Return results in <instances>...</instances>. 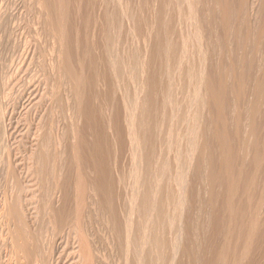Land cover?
<instances>
[{"label":"rangeland","instance_id":"obj_1","mask_svg":"<svg viewBox=\"0 0 264 264\" xmlns=\"http://www.w3.org/2000/svg\"><path fill=\"white\" fill-rule=\"evenodd\" d=\"M89 1L86 3L87 11L84 8L86 4H83V0H65L68 15L67 18L59 15V23L69 31L70 37L68 38L65 32L61 35L59 29L49 27L43 21V18L40 17L38 7L34 6L33 3L30 2L28 7L22 8L19 6L21 5L19 0H0V6L3 8L7 5L9 7L8 10L17 17V21L19 20L18 27H16L17 29H15L13 35L8 38L9 40H6L7 36L5 34L3 36L2 32H0V41H3V44L0 43V57L2 58L0 62L4 60L3 63L8 67L6 68L5 65H2V62L0 63L1 67L3 66L0 69L5 72L0 71V74H4V79L0 75L2 79L0 87H4V90L10 88L7 90L8 93L5 92L10 94V97H8L9 95L5 96L3 89H0L2 91L0 94L3 93L2 96L0 95V100L4 102V99L6 100V97H8L6 100L8 103H4L5 107L1 102L0 169L1 166L3 169L0 170V201L1 199L3 201L5 196L10 199L12 195H15L13 190L19 184L15 187L12 184L13 182L20 183L21 188H25L27 185L25 182L28 183L29 181L28 184H30L35 179L34 174L29 176L31 171L26 168V159L27 165L30 167L29 162L31 161L28 156L31 155L30 153L33 149V137L31 136L34 130L36 129L37 131L40 125L47 124L54 130L53 134L62 139V134L65 132V123L54 110L49 108H53L54 102L51 89L63 92L68 104L73 103L75 106L81 103L85 106V94L90 91L87 82L79 88L77 95L74 97L73 90L68 85L70 80L66 77L69 72L73 69H78L80 65L78 60L80 58L79 46L81 43L79 40L76 46V41H73L74 36L72 37L73 33L70 30L74 32L76 29L79 35L81 33L84 35L83 30L80 28L81 20L79 17L81 15L86 12L87 14L89 13L92 28L90 29L94 30L96 35L89 30L92 33L90 34L91 38L90 35H88V38L92 41L88 40L93 43L96 42L94 50L97 53L99 52V43L97 41L100 39L101 31L106 27V22L102 16L107 12L116 17L118 15L120 16L118 19L123 20V24L118 21V24H122V28L119 26L118 36L120 33L121 35L118 37V43L123 39L120 42L122 45L118 44L120 59L124 62L133 63L137 53H139L140 59H143V61L149 56L153 60H150V63H152L150 66L154 65L155 67L163 64L160 61H164L163 57L158 60V58L154 59L156 56H150L155 53V48L153 50V47H155L154 39L157 31L160 35L164 32H170L171 37L176 42L185 39L191 40L193 39L192 36H194L193 33L196 32L200 37L199 46L201 53L200 55L194 53V56L197 55L195 57L198 58H195V64L201 65V75L203 77L199 92L200 105L197 109V126L200 131H198L196 138L198 150H200V153L202 151L201 168L199 174L196 175L193 171L195 153L193 154L195 157L193 156L192 160L189 159L190 166L188 167L189 169L187 168L189 172L186 171L188 176H184V179L186 177L184 181V184L186 182V185H184L186 190L182 195L184 201H181L184 204L179 206L183 207L182 210L180 208V211L178 208L179 211H177V215L181 214V218L180 215L176 216L177 223L181 225L180 239L174 245L170 244L168 246L166 263L264 264V90H258L256 85L260 86L264 83V75L262 74V69H260L261 66L263 67L264 48H256L254 46V44L259 42V34L264 28V8L261 6L260 0H255L253 9L248 15L246 14L247 8H244V11L239 8V0H229L228 14L221 13L223 16H227L228 19V26L224 30L218 23L220 12L214 8V14L211 12L214 4L213 0H91L92 4ZM253 1L249 0L251 3ZM159 6L162 10L161 15H158ZM56 12L58 13V8H56ZM125 15L126 17L132 15V19L135 17L142 19L146 22L148 28L145 24H141L140 27H144L143 30L145 31H141L140 27H136L134 29L136 31L132 30L134 22L131 21L130 17L125 18ZM214 15L217 18L216 22L212 19ZM45 17H48V15ZM245 19L254 31L247 38L243 24ZM93 25L95 26L92 27ZM150 25L153 26V29ZM155 26L157 27L155 28ZM145 28L149 31L148 37L146 34L148 31L146 32ZM139 29L140 34L139 31L137 34L136 32ZM128 30L129 33L131 32L130 34ZM143 32L144 38L142 39L143 35L141 34ZM130 35L132 37L134 35V38L138 35L140 37H136V39L138 38L137 40L134 38L132 40ZM94 37L96 38L94 39ZM69 40H71L70 43ZM68 43L72 45L70 47V62L66 58ZM6 46L8 50H6ZM96 46H98V50ZM190 46L193 47L191 44ZM151 48L153 53L150 52ZM3 50L5 54L2 52ZM192 51L195 52L197 50L194 47ZM3 54V57L6 56L4 59L2 57ZM130 55H132V58L128 59ZM197 62L199 63L197 64ZM85 66L87 67L85 80H87L92 70L91 67L89 68L88 59ZM183 67L186 71V64ZM174 79L183 85V91L178 90L174 94L176 100L180 102L179 112L183 113L188 101L193 98V89L192 91L190 90L192 85L188 82L186 72L182 73L180 79L176 75ZM3 80L7 82L4 81L5 83H3ZM125 80L124 77L123 81ZM163 80H165V76L162 77ZM6 83H9L10 86ZM23 83H29L30 87L33 86L31 90L29 89L31 92L24 89L28 95H25L23 86L21 87ZM208 83L214 89L215 100H213V95L206 89V84L208 86ZM21 88L22 90L20 91ZM93 90L97 93L95 88ZM98 91L101 95L107 94L105 87L99 88ZM190 91L192 98L188 97ZM22 92L24 93L23 97L21 96ZM24 96L25 98L27 96V98L24 99ZM116 96L118 97L119 94L117 93ZM214 105L218 106L215 107ZM253 107L254 111H252ZM186 109L188 110L186 114L191 117L192 110L190 109L191 111L189 112L187 107ZM75 115L77 119L74 127L79 129V136H81L82 120L76 111ZM187 120L189 121V118ZM188 121L186 122L188 123ZM187 123L180 124V127L178 125L177 129L179 128L180 133L188 131ZM120 124H122L121 121ZM219 136L223 139L224 149L221 148L222 151L217 146L219 145ZM89 137L91 138V136ZM181 141V146L184 149L186 147L185 137ZM114 146L117 147L114 144L112 150L115 148ZM116 150L118 151V148L112 151L114 155L111 154L114 157H110L112 161L115 160L116 162H111L112 168L113 170L115 168L113 165L119 166V170L117 166L115 170L122 171L126 180H129L131 168V165H129L131 161H128L129 156L121 155L122 158L119 157L120 163L118 160L120 155ZM115 153H117L116 156ZM10 165L12 172L14 170L12 176L15 177L9 174L11 172ZM4 168L5 170L9 169L4 171ZM24 170H28L27 173ZM116 172L114 171V173ZM24 173L28 175L25 176ZM210 173H214L215 176L213 175L214 181H212L211 192H207L203 187V181H205L203 179ZM8 175L13 179L9 178ZM18 178L19 181L17 182L16 179ZM8 188L13 190L10 192ZM14 192H16V189ZM4 193H7V195H4ZM10 193L11 195L9 196ZM30 195L35 196L29 193L28 198H30ZM23 198V203H27L23 207V210H25L23 212L26 214L25 218L29 225L34 228L36 206L34 202L36 198L34 197L35 201L34 198L32 200L25 196ZM1 213L0 264H32V262L33 264L85 263L84 260L83 263L81 262L83 257L80 247H78L77 239L75 241L71 235H66L65 233L58 238L55 237V240L51 239V243L53 240L51 246V243H48L50 242L49 238L47 239L48 242L45 240V243H47L43 248L47 251L45 255L48 258L43 262H40L41 259L37 256L40 260L34 263L35 254H31L32 262L29 263L30 254H27V259L25 258L27 255L25 256L22 252L20 255L18 254L20 259H16L18 257L12 252L13 248L9 244L11 233L8 231L9 226L8 229L6 228L9 224L1 216ZM254 214L255 218H258L257 221L252 217ZM180 221L181 223H179ZM252 221L254 222L252 223ZM98 224V227L102 226L104 228L103 225H100L101 222ZM102 227L99 230L105 231ZM96 228L97 224H95L93 229L91 228V233L89 230V233L87 232V235L89 234L90 236L87 237L90 239V245L93 248H91L93 250L91 252L95 255V259L93 257L94 263L92 262L91 264H123L117 250L113 248L114 244H112L110 236L106 235L105 237L103 235L107 233V229L101 234L102 232H98L99 230ZM7 231L8 234L6 233ZM98 233L101 235L98 236ZM105 238L109 239V241ZM218 251H220L219 255ZM79 255L82 258L80 257L79 259Z\"/></svg>","mask_w":264,"mask_h":264},{"label":"bare ground","instance_id":"obj_2","mask_svg":"<svg viewBox=\"0 0 264 264\" xmlns=\"http://www.w3.org/2000/svg\"><path fill=\"white\" fill-rule=\"evenodd\" d=\"M85 1L83 0V4L88 3L87 1L89 0ZM90 1L89 3L92 4ZM239 1V8L243 9L242 11L247 8L246 14L248 15L253 9L255 0L252 3L249 0ZM30 2L38 7L40 17L43 18V21L49 27L59 29L61 35L65 32L67 37H70L69 31L59 23V15H63L66 18L68 15L65 0H19L21 5H18L24 8L25 6L28 7ZM213 2L211 12L214 14V9L220 12L218 23L224 30L228 26V19L227 16L225 17L222 14H228L229 0H213ZM260 4L264 8V0H260ZM84 6H86L84 7L86 8L85 10L88 11L87 4ZM8 8L7 5L3 8L0 6V32H2L3 36H7L6 40L13 35L19 23L17 17ZM56 8H58V13ZM239 8L237 9L239 10ZM239 12L241 13V11ZM161 13L162 10L159 6L158 15H161ZM122 14L121 17L123 18ZM46 15L48 17H45ZM126 15L124 16L125 18L130 17L131 21L134 22H132L134 28L130 25L132 23L129 24L133 28L132 30L136 27L139 28L141 24L146 25V22L142 19L135 16L132 19L133 13L127 17ZM102 17L106 22V27L101 31V35L99 34L100 39L97 38L99 40L97 41L99 43L98 53L94 50L97 39L94 41L95 43L91 42L92 40L90 39V34L95 32L91 30L89 13L87 14L86 12L79 17L81 20L80 28L83 30L84 35L82 33L79 35L76 29L74 32L70 30L73 33L72 37L74 36L73 41H76V46L79 40L81 43L79 46L80 58L78 60L80 65L78 69H73L69 72L66 77L70 80L68 85L73 90L74 97L77 95L79 88L87 82L90 91L85 94V106L81 103L75 106L73 103L68 104L63 92L51 89L54 102L53 108H49L54 110L65 123V132L62 134V139L54 135V130L47 124L40 125L37 131L36 129L34 130L31 136L33 137V149L30 153L31 155H27L31 161L29 162L30 167L27 165L26 159V168L31 171L29 176L34 174L35 179L31 176L34 179L31 183L34 182L32 184H28L29 181L28 183L25 182L27 184H25V188H21L20 183L12 181V177L15 176H12L14 170L12 172L10 165L12 173L10 172L9 174L12 176H10L12 184L15 187L17 184L19 185L15 188L16 192H14L15 189H11L12 187L8 188L10 192L13 190L15 195L10 197L11 200L6 196L3 201L1 199L0 210L2 211L0 212H2L1 216L8 221L9 225L6 224V228L8 229L9 226L8 231L11 233L9 244L13 248L12 252L18 257H15L16 259H20L18 254L20 255L22 252L25 256L30 254L29 263L32 262L31 254H35L34 258L37 259V261L34 259V263L40 259V262H43L48 258L45 255L47 251L43 248L48 242L47 239L49 238L50 242L48 243L50 244L51 239L55 240V237L58 238L65 233L66 235H71L75 241L77 239L78 247H80L83 257L81 262L83 263L84 260L85 263L83 264H91L94 261L93 257L95 259V255L91 252L93 248L90 245V239H88L90 236L89 234L87 235V232L89 230L91 233V228L93 229L95 224H97L96 229L99 230L102 227H98L99 222H101L100 225L104 226L102 229H105V231L107 229V233L103 234L105 231H100L101 228L98 232H102L101 234L105 235V237L106 235L110 236L112 244H114V247L113 245L112 247L117 250L123 264H167L168 246L170 244L174 245L180 239L181 225L177 223V217L180 215L181 218V214L177 215V211L181 208L179 206L184 204L181 202L184 201L182 195L186 190L184 189V185H186V182L184 184L186 179V177L184 179V176H188L186 171L190 166L189 159L192 160L195 157L193 154L196 153V158L193 161V171L196 175L199 174L201 168L200 160L202 158V151L200 153V150H198L196 138L198 131H200L197 126V109L200 105L199 92L203 77L201 75V65L198 64L199 62H197L198 65L195 64V60L198 59L196 58L197 55H195L196 57L194 56V53L198 55L201 53L199 46L200 37L194 32L193 39L176 42L171 37L170 32H164L160 35L158 31H155V47H153V44L151 47H153V50L155 48L154 54L156 55H150V53L149 55L156 56L154 59L158 58V60L163 57L164 61H160L163 64H160V66L157 65L158 63L155 64L157 67L159 66L158 68L154 65L150 66L152 64L150 60L152 59L148 56L143 61V59H140L139 53H137L133 63L124 62L120 59V50L118 52V44L123 40L121 39L118 43V37L121 35L120 33L118 36V32L120 27L122 28L123 20L118 19L120 16L117 15L116 17L107 12ZM212 19L215 22L217 21L215 15ZM118 21L122 24H118ZM243 24L247 38L254 31L246 19ZM129 27L128 29H130ZM143 28L140 27L141 31H145ZM140 29L137 30V34L138 31L140 34ZM89 30L92 32L90 33ZM148 33L149 31L146 33L147 37ZM88 35H90V38H88ZM134 35L133 37L131 36L132 40ZM141 35H143V39L144 32ZM136 37H140V35ZM2 42L0 41V43ZM69 43L66 58L70 62V47L72 45H69ZM254 46L256 48H264V28L259 34V42L254 44ZM96 47L98 50V46ZM194 47L197 50L195 52L192 51ZM4 50L2 51L3 53ZM6 50H8L7 46ZM150 52H152V48ZM131 58L132 55L128 57V59ZM0 59L2 58L0 57ZM87 59L89 68L91 67L92 70L89 78L85 80V70L87 68L85 63ZM3 61L1 62L3 63ZM184 64L187 66L186 71L183 67ZM2 65L5 64L3 63ZM262 65L263 67L261 66L260 69H262V74L264 75V57H262ZM2 67L0 64V68ZM0 71L2 70L0 69ZM184 72H186L189 84L192 85L190 90L192 91L193 89V98L190 91L191 96L189 95L188 97L192 98V100L188 101V105H186L187 103L185 104L186 112L184 110L181 113L179 112L180 102L176 100L174 94L178 90L183 91V85L174 78L176 75L180 79ZM0 75L2 78L4 77V74ZM163 76H165V80L162 81ZM124 77L125 81H123ZM1 80L0 78L2 83ZM4 81L3 83L7 82ZM1 83L0 85H2ZM24 83L21 85V87L23 86V91L24 89L31 90L33 88V86L30 87L29 83ZM6 84L5 86H10L9 83ZM256 85L258 90H264V83L260 86ZM102 87L107 89L106 95L99 93L98 90ZM1 88L3 89L4 87L1 86ZM93 88L97 90V93ZM9 89H3V93H8L7 90ZM206 89L213 95V100H215L214 89L210 83H208V86L206 84ZM6 93L5 96L9 95L8 97H10V94ZM24 93L22 92L21 96ZM26 93L25 95H28ZM117 93L119 94L118 97L116 96ZM2 94L0 95L2 96ZM8 97L6 98L8 99ZM26 98L24 96V99ZM118 99L120 100L117 101ZM6 100L4 99V102L0 100V115L1 102L4 104ZM187 100L189 99L187 98ZM3 106L5 107L6 105L4 104ZM214 106L217 107L218 105ZM186 107L189 112L192 110L191 117L186 114L188 112ZM75 111L82 120L81 136H79V129L74 127L77 119ZM252 111H254V107ZM187 118H189V121ZM120 121L122 124H120ZM182 123H187L189 126L186 125L188 131H185V133H180L179 128L177 129L178 125L180 127ZM221 135L223 136V134ZM220 136L219 145L217 146L221 150V148H224L223 139ZM184 137L186 139V147L183 149L181 139H184ZM114 144L117 145V147H114L118 148V151L120 150L119 152L116 150L120 155L118 160L121 155H127L130 158H128V161H131V164H129L131 165L129 180H126L122 171L115 170L117 165H113L115 167L114 170L112 168L111 162L113 163L115 160L112 161L110 157H114L111 156L113 154L112 151H115V148L112 150ZM117 153H115V156ZM117 167L119 170V166ZM5 168L4 171L9 169L5 170ZM1 169H3L2 166ZM114 171L117 172L114 173ZM25 173V176L28 175ZM213 175L215 176L214 173H210L205 176L206 178L203 177L205 178L203 179L205 180L203 181V187L207 192H211L212 181H214ZM16 180L18 182L19 178ZM28 191L35 196L30 195V198H28ZM4 195H7V193H4ZM23 196L31 200L34 197L36 198V201L34 198V203L36 204L34 228L29 225L25 218L26 214L23 212L25 211L23 207L27 203H23ZM252 217L255 218V214ZM255 219L257 221L258 218L256 217ZM8 231L6 232L7 234ZM101 234L98 233V236ZM107 238L105 239L109 241ZM45 240L47 241L46 243ZM169 241L170 243L168 244ZM220 251H218V255ZM28 255L23 257L28 259ZM78 257L80 259L81 256L79 255Z\"/></svg>","mask_w":264,"mask_h":264}]
</instances>
